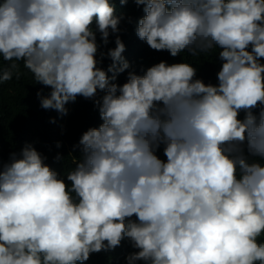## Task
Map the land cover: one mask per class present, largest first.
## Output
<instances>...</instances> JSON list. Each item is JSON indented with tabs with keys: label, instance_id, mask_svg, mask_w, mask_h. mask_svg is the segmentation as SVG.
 Wrapping results in <instances>:
<instances>
[{
	"label": "clouds",
	"instance_id": "clouds-1",
	"mask_svg": "<svg viewBox=\"0 0 264 264\" xmlns=\"http://www.w3.org/2000/svg\"><path fill=\"white\" fill-rule=\"evenodd\" d=\"M131 2L151 50L218 48V83L184 62L130 71L116 0H0V84L23 61L51 89L41 108L82 97L102 121L66 178L31 144L0 161V264H85L124 240L126 264H264V0Z\"/></svg>",
	"mask_w": 264,
	"mask_h": 264
},
{
	"label": "trees",
	"instance_id": "trees-1",
	"mask_svg": "<svg viewBox=\"0 0 264 264\" xmlns=\"http://www.w3.org/2000/svg\"><path fill=\"white\" fill-rule=\"evenodd\" d=\"M116 14L125 16V20L121 23L120 38L126 47L123 56L132 66L130 71L135 70L136 74L143 75L142 69L146 70L161 61H166L168 64L184 62L197 69V78L202 79L205 84L218 83L216 75L222 66V62L218 59V48L196 56L189 55L185 51L179 57L172 58L167 52L151 50L145 42L138 39L135 29L137 21L144 14L131 0L123 7L116 0ZM129 18L131 23L128 22ZM97 40L99 43V35ZM114 40L115 36H110L111 42L107 48L100 50L106 52L108 48H114ZM9 63L0 57V67L7 68ZM16 63L19 64L20 78L17 79L14 73L11 81L0 84V161L9 162L12 153L19 154L26 144H31L47 157L45 163L53 171L66 178L68 172L75 168L81 155L79 149L73 151V146L79 143L85 131L96 128L102 123L98 110L92 101L82 97H78L75 103L66 105L68 109L66 116H61L55 110L41 108L37 92L42 91V95L47 97L51 89L36 84L33 75L24 67L23 61ZM110 63L109 59H104L103 64L98 66L107 70ZM126 77L127 72L121 74L117 82L122 85L126 82ZM102 95L103 93H99V96ZM239 118L243 119L244 114L241 113ZM52 120H55V123H51ZM58 143L61 145L59 148H57ZM57 155L62 157L60 161L55 159ZM157 155L160 159L166 160L162 148ZM258 239L264 242V235ZM133 251L135 250L130 246L129 241L124 240L114 251L92 254L85 264H126L125 257Z\"/></svg>",
	"mask_w": 264,
	"mask_h": 264
}]
</instances>
